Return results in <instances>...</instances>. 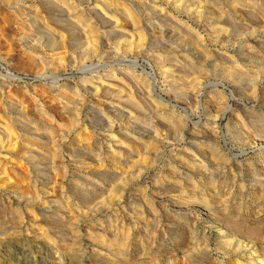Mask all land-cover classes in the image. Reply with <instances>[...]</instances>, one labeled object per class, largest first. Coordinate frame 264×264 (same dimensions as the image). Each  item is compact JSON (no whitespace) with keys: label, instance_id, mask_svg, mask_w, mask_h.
Listing matches in <instances>:
<instances>
[{"label":"rangeland","instance_id":"obj_1","mask_svg":"<svg viewBox=\"0 0 264 264\" xmlns=\"http://www.w3.org/2000/svg\"><path fill=\"white\" fill-rule=\"evenodd\" d=\"M0 264H264V0H0Z\"/></svg>","mask_w":264,"mask_h":264},{"label":"bare ground","instance_id":"obj_2","mask_svg":"<svg viewBox=\"0 0 264 264\" xmlns=\"http://www.w3.org/2000/svg\"><path fill=\"white\" fill-rule=\"evenodd\" d=\"M46 33H47V32H46ZM47 36L50 38V45H54V44H52L54 41L52 40V36L50 35V33H48ZM52 41H53V42H52ZM190 45H191V44H190ZM51 47H52V46H51ZM53 48H54V47H53ZM76 113H77V112H76ZM76 113H75V114H76ZM72 122H73V123H71L70 126H69V130H70L71 127H73V126L75 125L74 120H73Z\"/></svg>","mask_w":264,"mask_h":264}]
</instances>
